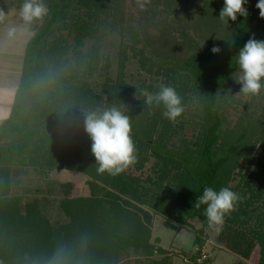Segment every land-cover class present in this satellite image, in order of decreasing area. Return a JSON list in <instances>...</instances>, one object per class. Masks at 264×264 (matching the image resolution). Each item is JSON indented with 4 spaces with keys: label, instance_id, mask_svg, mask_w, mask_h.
I'll list each match as a JSON object with an SVG mask.
<instances>
[{
    "label": "trees",
    "instance_id": "obj_1",
    "mask_svg": "<svg viewBox=\"0 0 264 264\" xmlns=\"http://www.w3.org/2000/svg\"><path fill=\"white\" fill-rule=\"evenodd\" d=\"M118 1H123L121 10L126 18L120 35L123 49L138 52L145 61L172 74L197 95L201 114L199 142L192 150L170 148L145 131L138 113L126 105L128 94L121 86L113 94H109L112 89H103L105 96L91 89L100 49L91 46L83 53L68 47L69 37L64 32L75 26L81 36L94 38L93 17L103 12L100 3L104 0H46L48 14L39 19L41 25L26 44L14 101L8 118L0 124V223L7 220L15 224L14 228L4 227V233L0 225V264H107V249L111 250L113 261L130 248L153 252L147 238L134 239L124 231L123 214L115 202L108 201L111 194L105 186L114 188L118 175L97 173L92 141L85 131V113L94 112L98 106L104 111L117 107L128 115L134 143L185 172L188 182L179 207L165 211L180 227H190L191 222L200 225L191 228L196 250L190 261L208 264L200 260L211 224L204 215L206 206L196 209L194 204L205 187L216 191L229 187L240 170V160L246 161L261 139L256 120L243 115L230 128L225 117L229 90L239 75L235 56L250 38L261 40L264 32V18L256 7L258 0H247V17L238 15L229 23L219 18L224 0ZM19 3L21 0L15 1ZM11 7L12 0H0V8ZM168 17L173 27L188 24L185 47L176 55L166 54L167 50L163 52L161 47L164 42L158 29L164 28L162 23ZM176 44L181 45L177 41ZM213 46L221 52L213 54ZM259 96H264V90ZM22 169H32L44 178L55 170H77L92 178L91 196L72 199L73 186L62 185L65 198L61 207L70 214V223L51 226L42 221L39 205L22 208L18 199L6 198L11 194L13 173ZM247 214L243 210L242 220L228 216L216 242L240 257L236 264H245L258 247L257 264H264V219L256 217V227L252 228L253 218ZM62 251L65 257H60ZM157 251L164 252L161 248Z\"/></svg>",
    "mask_w": 264,
    "mask_h": 264
},
{
    "label": "rangeland",
    "instance_id": "obj_2",
    "mask_svg": "<svg viewBox=\"0 0 264 264\" xmlns=\"http://www.w3.org/2000/svg\"><path fill=\"white\" fill-rule=\"evenodd\" d=\"M15 1L12 0L13 7L10 9L0 8V101L5 100L7 110L21 78L26 44L42 23V20H33L31 23L24 21L20 14L24 0H21V4H15ZM43 3L47 6L46 0ZM122 4L123 1L118 0L101 2L103 12L100 11L95 17L97 20L93 17L96 30L94 38L81 36L75 26H70V30L64 32L69 37L67 45L76 47L83 53L91 46H98L99 61L95 71H92L91 89L96 94L105 96L103 89H112L109 94H113L114 89L121 86L124 93L128 94V98L125 96L126 105L138 113L148 134L170 148L175 146L181 150H192L198 144L201 132L199 99L193 90L180 84L172 74L145 61L138 52L123 49L120 35L126 18L121 10ZM177 8L180 9L178 5ZM70 14L73 12L70 11ZM162 26L164 28L158 29L164 42L161 43L162 51L165 52L166 49V54L176 55L185 47L183 45L187 40L185 34L188 24L183 22L173 27L168 17L164 19ZM263 34L264 32L261 33V40H264ZM176 41L181 45L177 46ZM161 84L174 87L182 97L184 112L175 122L165 119L161 108L146 104L140 94L143 89L156 92ZM241 88L242 85L237 82L229 90V106L225 115L227 125L234 127L244 115L247 119L256 120L255 125L261 139L246 161L244 158L240 160V170L229 184L230 189L237 192L242 200L233 212L225 215L222 224H211L205 234L206 245L200 262L208 261V264H236L240 260L238 255L216 242L217 233L228 216L242 220L243 210H247L248 217L253 218L250 222L252 228L256 227V217L264 219V96L246 95L240 91ZM101 107L98 106L94 112L102 113L104 110ZM89 113L92 112L89 110L85 115ZM2 115L1 112V117ZM135 147L136 163L115 178L114 188L107 185L105 187L111 194L108 201L115 202L123 214L124 231L134 239L147 238L153 252L147 253L143 248H130L113 261L111 250L107 249L104 260L107 264H192L190 256L196 250L193 246L195 234L192 229L200 228V225L191 222L190 227H180L165 211L179 207L188 182L187 176L180 168L160 160L148 148H140L136 144ZM91 180L90 176L77 170H55L44 178L32 169H22L13 173L9 185L11 194L5 196L9 200L18 199L22 208L39 205L43 222L45 220L51 226H62L70 223L71 216L61 207L65 198L61 186H73L70 194L72 199L89 198ZM0 225H3L4 233V227L14 228L15 224L3 220ZM10 235L13 234L8 236ZM38 240L40 244L41 239ZM158 248L164 252L158 253ZM258 252L259 248L256 247L245 264H257ZM64 254L62 251L59 255L65 257ZM25 256L30 258L29 255ZM56 258L57 256L53 257L55 260ZM110 260L113 262L110 263ZM60 264H68V261H60Z\"/></svg>",
    "mask_w": 264,
    "mask_h": 264
},
{
    "label": "clouds",
    "instance_id": "obj_3",
    "mask_svg": "<svg viewBox=\"0 0 264 264\" xmlns=\"http://www.w3.org/2000/svg\"><path fill=\"white\" fill-rule=\"evenodd\" d=\"M246 2L247 0H224L219 18L229 23V20L235 21L238 15L247 17L248 10L244 6ZM256 7L260 17L264 18V0H258ZM20 14L24 21L31 23L46 16L48 8L43 0H24ZM211 51L217 54L221 49L213 46ZM235 57L239 68L236 81L242 85L240 91L246 95H259L264 90V40L250 38ZM140 94L146 104L161 108L163 117L171 122H175L184 112L182 97L172 86L161 84L156 92L143 89ZM85 131L92 141L91 152L98 165V174L117 176L136 163L130 118L117 107L99 114L89 113L85 121ZM241 200L242 197L229 187H222L219 191L205 187L194 207L199 209L201 205H205L204 215L209 223L219 225Z\"/></svg>",
    "mask_w": 264,
    "mask_h": 264
},
{
    "label": "crops",
    "instance_id": "obj_4",
    "mask_svg": "<svg viewBox=\"0 0 264 264\" xmlns=\"http://www.w3.org/2000/svg\"><path fill=\"white\" fill-rule=\"evenodd\" d=\"M17 89V88H16ZM15 92L16 90L14 91V96H15ZM14 96H13V100L9 106V110H7L6 108L8 107L5 100H2L0 101V124L3 120H5L6 118H8L9 116V113H10V110H11V106L13 104V101H14ZM7 106V107H6ZM1 112L3 113L2 117H1ZM6 115V116H5Z\"/></svg>",
    "mask_w": 264,
    "mask_h": 264
}]
</instances>
